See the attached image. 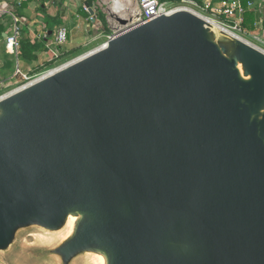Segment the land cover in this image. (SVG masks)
<instances>
[{
    "label": "water",
    "instance_id": "95a60500",
    "mask_svg": "<svg viewBox=\"0 0 264 264\" xmlns=\"http://www.w3.org/2000/svg\"><path fill=\"white\" fill-rule=\"evenodd\" d=\"M20 249L264 264V49L180 8L0 97V264Z\"/></svg>",
    "mask_w": 264,
    "mask_h": 264
},
{
    "label": "crops",
    "instance_id": "0c3cea01",
    "mask_svg": "<svg viewBox=\"0 0 264 264\" xmlns=\"http://www.w3.org/2000/svg\"><path fill=\"white\" fill-rule=\"evenodd\" d=\"M24 1L0 0V81L8 82L20 74L29 75L35 72L40 64L51 63L52 55L48 48L53 38V35L49 37L51 25H54V29L66 26L69 30L66 48L75 49L79 45V38L89 33L96 24L93 21H83L85 12L82 7L85 6L86 0H30L25 4ZM249 1L253 6L248 9L254 10L257 16L251 31L256 32V29L264 28V0ZM13 15L20 19L21 26L18 55L11 54L6 45L7 37L13 33ZM43 44L45 48H35V45L41 47ZM24 46L27 48L24 49ZM22 55L24 66L21 63Z\"/></svg>",
    "mask_w": 264,
    "mask_h": 264
},
{
    "label": "built area",
    "instance_id": "2783aa9c",
    "mask_svg": "<svg viewBox=\"0 0 264 264\" xmlns=\"http://www.w3.org/2000/svg\"><path fill=\"white\" fill-rule=\"evenodd\" d=\"M252 6L253 3L249 1L246 7L242 0H204L203 2H198L196 0H137V6L134 12L127 18V20L129 19L128 23L120 27H122L121 29H126L135 24L146 23L163 13H170L176 9L186 8L250 41L243 34L247 35L248 32L244 27L245 14L248 8ZM13 26V33L7 37L6 45L11 54L18 55L20 50L21 26L20 19L16 15H13ZM111 34L107 35V40ZM68 41V28L66 26L56 28L53 33V38L48 44L49 51L52 55L50 65L44 64L40 69L33 72V74H23L22 76H24L26 80H36L66 64L64 63L59 66L57 62L62 59L60 53L61 50H65ZM6 83L7 82L0 81V87Z\"/></svg>",
    "mask_w": 264,
    "mask_h": 264
},
{
    "label": "rangeland",
    "instance_id": "374dc122",
    "mask_svg": "<svg viewBox=\"0 0 264 264\" xmlns=\"http://www.w3.org/2000/svg\"><path fill=\"white\" fill-rule=\"evenodd\" d=\"M115 1L116 0H97L96 1L94 9H96L97 7L99 10H101L106 15L107 30H104V26L102 22L96 21L95 22L96 24L91 28V31L89 33H85L82 37L79 38V45L77 46V48L73 49L70 47L73 50L72 53L68 55L67 57H63L59 62H57V65L60 66L61 64L68 63L84 54H87L99 48L100 46L104 45L107 42V35H110L112 32H117L121 30L122 27H116L117 24L122 25L117 20L116 16H120L126 19L130 17V15H132V11H134L136 7L135 4L137 3V0H132V1L120 0L123 4V7L124 6L125 8L129 7V9L128 10L123 9L121 10V12L117 14L115 13ZM83 21L85 23H90V20L87 15L84 16ZM53 27L54 25H51L50 30H55ZM243 35L247 39H249L251 42H253L255 45L264 49V28L263 27L259 28L258 30L256 29V32L248 31L247 35L245 34ZM70 48L65 47L66 50H69ZM23 58L24 57L22 55L21 57L22 66L25 65L23 62ZM47 64L48 63H46V65ZM41 67H42V64L38 66V69H40ZM31 74H33V72ZM32 80L33 79L26 80L24 76H22L21 74L12 80H8V82L5 85L0 87V97L14 91L15 89L19 88L20 86ZM13 262L15 264H36L33 261H30L28 255H24V251L22 249H20V251H18V254H16L13 257Z\"/></svg>",
    "mask_w": 264,
    "mask_h": 264
},
{
    "label": "trees",
    "instance_id": "16d2710c",
    "mask_svg": "<svg viewBox=\"0 0 264 264\" xmlns=\"http://www.w3.org/2000/svg\"><path fill=\"white\" fill-rule=\"evenodd\" d=\"M27 1H30V0H25L24 1V4L27 2ZM97 0H86V2H88L90 4V6L92 8L95 7V3H96ZM173 1H178V0H173ZM201 1V0H199ZM244 5L247 7V4L249 2V0H242ZM82 10L85 12V15L88 16L89 20L92 21V16L90 15V13L88 12L87 10V7L83 6L82 7ZM95 10V13H96V21H100L102 22L103 26H104V30H107V19H106V15L101 11L99 10L97 7ZM256 12L254 10H250L248 9L246 11V14H245V22H244V27L248 30V31H251L254 29V24H255V21H256ZM27 46L25 47L24 46V49H26ZM35 48H39V49H42V48H45V45L43 44V46H37L35 45ZM72 49L70 50H61V53H60V57H67L68 55H70L72 53ZM38 70V68L36 69Z\"/></svg>",
    "mask_w": 264,
    "mask_h": 264
},
{
    "label": "bare ground",
    "instance_id": "6f19581e",
    "mask_svg": "<svg viewBox=\"0 0 264 264\" xmlns=\"http://www.w3.org/2000/svg\"><path fill=\"white\" fill-rule=\"evenodd\" d=\"M129 1H132V0H129ZM123 9H129V7L128 8H125V6L123 7V4H122V2L120 1V0H116L115 1V13L117 14V13H119V12H121V10H123ZM133 10V9H132ZM125 12V11H124ZM132 12H134V11H132ZM131 16V15H130ZM121 25H116V27H120ZM242 38V37H241ZM244 39V38H243ZM105 45V44H104ZM103 46V45H102ZM71 219H72V221H75L76 220V217H71Z\"/></svg>",
    "mask_w": 264,
    "mask_h": 264
}]
</instances>
